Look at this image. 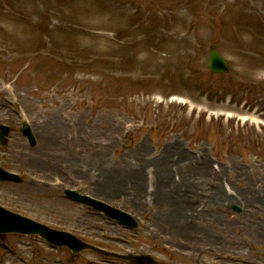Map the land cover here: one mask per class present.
Returning <instances> with one entry per match:
<instances>
[{"label": "rangeland", "instance_id": "374dc122", "mask_svg": "<svg viewBox=\"0 0 264 264\" xmlns=\"http://www.w3.org/2000/svg\"><path fill=\"white\" fill-rule=\"evenodd\" d=\"M234 1L233 11L255 2L264 13V0H216L219 11L201 18L182 0H0V125L10 128L0 167L24 180L0 183V206L160 264H264V52L246 61V48L221 41ZM179 14L201 30L183 44L162 41ZM212 46L227 74L208 70ZM69 188L138 228L66 200ZM177 193L183 202L166 205ZM0 264L145 263L7 234Z\"/></svg>", "mask_w": 264, "mask_h": 264}, {"label": "bare ground", "instance_id": "6f19581e", "mask_svg": "<svg viewBox=\"0 0 264 264\" xmlns=\"http://www.w3.org/2000/svg\"><path fill=\"white\" fill-rule=\"evenodd\" d=\"M180 1L181 0H160L161 6L163 5L162 8H172L175 5V3H178ZM182 1H184L185 3H189L190 12L193 13V15L195 14V16H198L199 18H201V14H204V11H208L209 9H211L213 12L219 11L218 3L215 2L216 0H182ZM234 3L235 1L228 4L230 7L229 9H227V11H225L226 12L225 13L226 17L224 19L225 29L221 34V41L229 40L230 43H233L235 45H240L241 47L246 48V51H240L238 55L242 59H245L246 61L247 60L257 61L263 57L262 53L264 52L262 51L264 50L263 6L256 5L255 2H250L248 5L249 7L248 9L251 10H242L241 8V10L239 9L237 11H233L231 7ZM175 20L178 21L177 26H175L176 29H173L171 32H168V34H165V36L161 38L162 41L174 42V44L175 43L183 44L187 42V40L189 39V35H193L201 30L199 25L195 26L194 28H190V27L188 28L186 25L187 27L186 28L183 22L184 19L182 14L177 15ZM164 32L165 29H163L161 33L164 35ZM248 33L251 34L250 38L247 37ZM6 103H7L6 99H2V98L0 99V105L2 108L4 105H6ZM35 124L36 123H34V125ZM49 137L50 136H48V138ZM52 151L53 150H50L49 148L45 153L49 155L52 153ZM174 192H178V190ZM176 195L177 196H174L173 198L175 199L178 198L177 201L174 199V201H170L166 205L172 207L174 205H178V202H183L184 195L179 193H177ZM219 197L220 195L217 196L216 198L218 199ZM223 197H224L223 201H225V199H228L225 196ZM260 197H264V196L260 194ZM214 198L215 197H213V199ZM210 201H212V199H210Z\"/></svg>", "mask_w": 264, "mask_h": 264}, {"label": "water", "instance_id": "95a60500", "mask_svg": "<svg viewBox=\"0 0 264 264\" xmlns=\"http://www.w3.org/2000/svg\"><path fill=\"white\" fill-rule=\"evenodd\" d=\"M208 64L210 70L216 73H225L228 70V66L224 58L214 50H211L210 52V58ZM7 133H8V129L6 127H1L0 140L2 144L5 143L4 136H6ZM23 133L30 134V131L26 129L23 131ZM31 144L34 145V140L32 139V137H31ZM3 180L15 181V182L20 181V179L17 178L16 176L0 170V181ZM67 194L68 196L80 202L92 206L94 209L98 211L104 212L106 215L110 216L111 218L113 217L117 219L121 224H124L128 227H136V223L133 221V219L129 215L123 213L122 211L112 209L106 204L91 199L87 196H80L74 192H67ZM6 232H18L22 234H38L39 236L43 237L46 241L50 242L53 245L68 247L70 250H72L73 253H78L80 251L89 249L92 252L98 253L103 256H107V254L104 253V251L98 250L93 247H89L68 233L58 232L49 229L44 225L33 222L21 216L12 214L0 208V233H6ZM146 260L150 261V259H146Z\"/></svg>", "mask_w": 264, "mask_h": 264}]
</instances>
